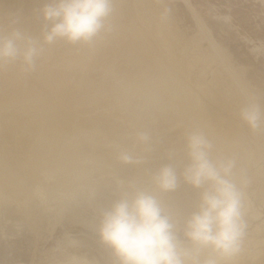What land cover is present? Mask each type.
Here are the masks:
<instances>
[{
	"label": "rangeland",
	"instance_id": "obj_1",
	"mask_svg": "<svg viewBox=\"0 0 264 264\" xmlns=\"http://www.w3.org/2000/svg\"><path fill=\"white\" fill-rule=\"evenodd\" d=\"M38 1H40V2H38ZM41 1L42 0H37V1L36 0H34V1L33 0H0V34L2 33L0 35V37H6V35L8 36L10 34V32H13L11 30L15 31V29H16V31H18V29H20L21 31L19 30V32L20 33L23 32V34L26 38L29 37V39H31L32 41L34 40L33 42H35V40L37 39L36 42H38V44L41 43L38 46V44L35 42L38 49H40V48L42 50L44 49V53H47V51H49V49H50V51L47 55H45L43 53V51L41 50L42 53L39 56L37 55L34 58V62H33V63H36V61H37V63H38V60H41L40 57L45 55V57H47V58L43 57L42 59H44V60L39 62V63H41L42 65H43V62H44V64H46V63L52 64L53 63L51 68H49L50 70L46 69L48 71H45V67L44 68L43 67L42 68H40V67L36 68L39 75L41 76V74H42V76H43V77L41 76L42 80L40 78L39 79H40V83L42 82L41 84L43 86L46 85L45 87L53 88L54 86L58 85L59 81H57V80H59L58 79L59 78V75H58L59 72H61V73H59L60 77H63V76H61V74L64 72L66 74V75L62 74V75H64V77H66V76L70 77V75H72V74L75 75V77H77V78H80V77L83 78V76L85 78L88 77L87 80L90 79L89 81L90 82L92 81L91 87L89 86L90 87L89 88L87 86L89 90L84 89V92H83V89H80L81 90L80 91V90H78L79 88H76V87L74 88L73 86L69 87V90L71 91V94H70L71 99L75 103L79 104V105H77V106H80L79 108L82 109L81 106L85 104L83 107V110H85V112H86L85 116L86 117L88 116L89 119H91V118L95 119L96 114L99 115L100 113L101 114L105 113L104 115H106V116L102 115V117H103L102 122H105V123H108L109 125H111L114 122L113 120H116L115 118H117L116 121H118V124H120V123L122 124V125L121 124L118 125L117 127H119V126L128 127L126 129L130 128L129 131L135 133L134 136H136V135L138 136L139 133L144 131V128L146 129L147 132H149V129L153 130L154 127L161 126V124L157 123L158 121H156L159 119V117L155 116V115H158V114H156V112H158L161 108V105H158V104H162L164 101H167L171 98L175 99V101H176V98L179 100L182 99V97H184V95L186 94L185 91L188 90L189 88H192L194 90H198L199 88L204 87V88H209V89L215 90V91L216 90L223 91L222 92L223 95H224V93L226 94V95H224V97H225V99L227 98L226 99L227 103L231 107L234 106L233 108L236 109L235 112H237V114H240V110L243 107H245L249 102H254L256 105H258V107L261 111L262 120H264V0H140L139 8L138 7L135 8V6H136L135 1L130 0L131 2H129V1L128 2L131 5L133 3V8H134V9H132V6L129 5V8L126 9L127 12L129 10H131L128 12L129 15L131 14L130 18L127 16H122L123 18L125 17L124 21L126 20V18H128L127 19L128 22H127V20L125 22H123V18H121L118 15H120L123 7L126 5L124 7V8H126L128 6L127 4H129V3L126 1L127 4L125 3V5H124L121 3V5H119V3H118L119 1L113 0L112 3L114 5H112V12H111V15L113 17L110 15L109 19L107 18L105 20L104 25L107 24L109 26V27H106V30H108V29L110 30V28L112 29V31L111 30L109 31V33L111 32V34H112V32L114 33L113 28H115L116 26H118L120 24V26L118 28L117 27L116 28L117 29L120 28V31L126 30V32H127V33L125 32V35L121 34V36L120 35L118 36L121 41L119 42L117 40L119 38H117L116 39L117 41H116L115 40L116 37L114 36L115 37L114 38L113 34L112 35L110 34V36H111L110 38L113 39V40H111L109 38V34L107 33L108 31H106L105 29L102 28V30H105L106 34H108V37H106L107 40H105L106 38L103 39L105 41V44L103 42H100V43L97 42V41H100L106 35L105 32L101 30L103 33L102 32L98 33L99 34L98 37L103 36L102 38L96 39L97 38V35H96V38L93 37L96 39L95 41H93L94 40L93 38L91 39L92 41L90 40L92 43H90L89 41L87 43H85L84 41H78L77 44H79V45H77V46L75 45L76 43H73L74 48L69 47V45L71 43L66 41L68 43H67V46L65 47V49H64V46L66 45V42L63 39H60V40H62V44H64V42H65V45H63V47H62V45H60L61 41H58V39H57V42H56V40L54 41L56 43H54V42H52L50 44L48 43V45H50V46H52V44L55 45V47L53 46L54 48L52 49V47L50 48L47 45V43L45 44L44 39L41 38L44 36V33H42V32L45 31V29H46L44 27L47 26L46 24H43L44 21L41 22V24H40V22L36 23L37 20H35L36 16L42 14L39 11L42 8L40 9L39 6L42 7L43 5H46V3H45L46 0L42 1V4L45 3L43 5L41 4ZM49 1L51 2V0H47V3ZM114 2L115 3L117 2V3L115 4ZM124 2H125V0H124ZM33 4H34L35 9L37 7L39 8L37 10L39 13L35 9L33 10V8H34L32 6ZM36 4L38 6H36ZM152 4H153V7H152ZM116 5H117V7L118 6H120V7L116 8ZM150 6L152 8H150ZM114 7L116 9H114ZM43 8H44V6H43ZM119 8H121V10H119ZM31 9H32V12H31ZM143 11H145L144 13H146L145 15H147V16L144 15ZM162 11H164V12H162ZM27 12H31V14L30 13H28V14H30L29 20H31V18L33 19L32 22L31 21L28 22L29 20H27V19L29 18V15L27 14ZM113 12H115V13L113 14ZM118 12H119V14H118ZM133 13H134V15H133ZM144 16H145V20H147L146 23L144 22L145 20L143 19ZM38 17H39V19L42 18V16L41 17L38 16ZM110 17H112L114 20L115 19L116 20L114 21ZM25 18H27V19H25ZM119 18L121 19L123 24L120 21H119V23L118 22L116 23V21ZM23 19H25L24 23L22 21ZM130 20H131V22H132V20L134 22L131 23ZM160 20L162 22L165 20L166 21L163 24ZM21 21L23 23L22 24L23 27L20 25ZM12 22H14V23H12ZM129 22L132 24V26L134 24H138V26L135 25L136 26L135 30H137V31L141 30L140 31L141 34L139 31L135 32L133 27L132 28L130 27L131 24ZM151 22L155 25V27L153 28L152 31H151L152 28L150 29L151 26L153 27V24ZM124 23H125V25H124ZM12 24H14V26ZM110 24L112 26H110ZM126 24H128V26ZM160 24H163V25L166 24V26L162 25L163 26L162 27ZM31 25L33 27L32 28L33 30L31 29ZM35 25H37L38 28H37V26L35 27ZM41 25L43 26L44 29L41 28L42 27ZM44 25H46V26H44ZM145 25H147V26H145ZM15 26H16V28H15ZM18 26H19V28H18ZM48 26L50 27L49 24H48ZM124 27H125V29H123ZM164 27L166 29H168L170 27L171 30L174 31L175 34L180 38L179 41H176V43L174 42L175 44L178 43L177 45L173 44L172 47L170 46L171 50H170L169 46H164L163 44L161 45L162 48H160L161 43H159V45H157L158 43H155L156 42L155 40H153L151 42V38L149 36V33H151L153 37L154 36L156 37V35L158 38L161 37L163 30H164L163 29ZM34 28H36V30L38 29L37 32L34 30ZM40 28L42 30H40ZM104 28H105V26H104ZM129 28L131 29L130 30L131 34L132 35L134 34L133 36L129 33ZM160 28H162V30ZM28 29L32 30V31L29 32ZM47 30H48V28L46 29V31ZM33 31H35V32H33ZM38 31H40V32L42 31L41 32L42 35L37 37L36 34L40 35V32H38ZM132 32H134V33H132ZM142 32H143V34H142ZM26 33H29V34H26ZM101 34H103V35H101ZM126 34H127L128 38L129 37H135V36L140 37L143 35V37H140V38L141 39L144 38V39L141 40L140 44H138V49L134 48V49H137V52L139 51L140 53L139 52L137 53L136 51H135V54L133 53L134 52L133 51L134 49L132 48L133 45H132V42L129 41V40H131V38H129V40H128L126 38L127 37ZM122 36L123 37L125 36L124 40L121 39ZM32 37H33V39H32ZM125 38L128 40V42L126 40V43H125ZM145 38H147V40H148L147 43H144L146 41ZM158 38H156V39H158ZM42 39H43V41H42ZM108 40H111L112 42L116 41L120 44L122 42H124L125 44L131 43V45H132L131 48L133 50L132 49L127 50V48L130 47L129 45H126L128 47L126 49H124L123 47H126V46H124L125 44L123 45L122 49H120L123 43L121 44V46H120V44H118L120 47L118 48V45H117L118 49L117 48L115 49L114 47H116V45L111 44V41L108 45L106 44V41L109 42ZM22 42H23V44L25 43L24 41H22ZM42 42H44V44L46 46H44V44ZM58 42H59V44H57ZM80 42L83 44H81ZM94 42L96 43V45L98 43L99 47L102 46V47H100L101 51L98 50V46L94 45ZM42 44H43L44 48H42L43 47ZM56 44L58 45L59 50L56 48L57 47ZM86 44H87V46H86ZM100 44H102V45H100ZM145 44L146 45L151 44V46L153 48L151 46L146 47ZM59 45L61 48L59 47ZM103 45H105V46H103ZM19 46H21V48L24 47V45L22 46V44H19ZM40 46H42V47H40ZM112 46H113V48H111ZM144 46H145V49H143ZM174 46H175V48H177V46H179L180 47V48L178 47L179 51L174 50L175 49ZM78 47H79V49H78ZM149 47H150V49H149ZM80 48H81V50L82 49L83 50L78 55L77 52L80 51ZM164 48H166L167 50L165 49V51H164ZM56 49H57V51H56ZM68 49L71 50L72 54L69 53L70 51ZM73 49H75V50L73 51ZM45 50H47V51L45 52ZM118 50L120 53H121V51L125 52V53L122 52L123 56L128 55L126 57L128 61H129L130 57H133V60L131 58L129 62H131V63L135 62L136 63V60H137L136 65L138 66V68H136L137 67L136 65L135 66L132 65L133 69H135V71L131 70L129 64L125 65L126 61L121 60V57H123V56H122V54H119ZM144 50H145V52H144ZM162 50L164 51L163 52L164 54L161 53ZM60 51L63 52L64 55ZM126 51L128 54L126 53ZM141 52H144V54ZM155 52H156V54H155ZM165 52H166V56H165ZM169 52H170V54L172 53L171 55H173V58H174V55L175 56L177 55V57H175L174 59H177L179 57L178 58L179 62L176 60L177 61L176 63H179L177 65H178V67H181V68H178L177 66H175L176 64H175V61H173L174 59L172 58L171 55H169L171 57L170 59L172 60V62H174L173 63L174 67L172 66L171 62L168 59L169 58V56H168ZM39 53H40V51H39ZM65 53H67V54H65ZM116 53H118V54H116ZM55 54L57 55V57ZM95 54H96V56H95ZM133 54H134V56H133ZM137 54H139V55H137ZM61 55H63V57ZM65 55L67 57L69 55V57L67 58ZM73 55H75V56H73ZM86 55H89L91 57H88ZM116 55L117 56L119 55V56L117 57ZM145 56H146V58L149 57L150 60L152 59V61H150L148 58L147 59L149 62L145 61L146 60ZM152 56L155 57V59L157 57V59L159 61L163 60L165 62V64L168 63L166 65L171 67V69L173 70L175 75H178L179 80H177L175 82V85H178V88H177L178 90L176 91V93L179 92V95H177L178 93L177 94L174 93L175 95H173L171 93L170 87L168 88L167 86H162V84L159 83L160 80H157L158 77L154 73V71H156V70H155V67L153 64L154 58ZM37 57H39V59H37ZM71 57L73 60L72 59L70 60ZM136 57H138V58H136ZM124 58L125 57H123L122 59H124ZM62 59H64V60H62ZM119 59H120V62H119ZM57 60L61 61V62L58 61L59 63H61L60 65H62V63H64L61 67L64 68V65H65V67H67V68H64V70L66 69L67 71L66 70L64 71L61 69V71H59L58 73H55L60 68L58 66L59 68L56 69L57 68L56 65L59 64V63L56 64ZM77 60L79 61V63ZM87 60H89V61H87ZM17 61H19V62H17ZM20 61L22 63V59L18 58L15 62L11 63V64L15 65L17 62V64L15 66L12 65L13 66L12 67L13 72H15V73H13V75L11 73L12 69L11 70H5L4 67L2 68V66H0V77H1L0 78V80H1L0 85L1 86L3 85L2 88H10L11 89L12 86L16 87L17 85L20 84L21 78L16 71V70H18L19 64L21 66H23V63L21 64ZM68 61H69V63L67 66ZM138 61H140V62L138 63ZM54 62H55V64H54ZM110 62H111V64H110ZM143 62H144V65H143ZM146 62H147V64H146ZM48 64H46L47 66L46 65H44V66L49 67ZM120 66H122V67H120ZM127 66H129V70H127L128 69ZM140 66H141V68L139 69ZM144 67L145 68L147 67V68L145 69ZM124 68L126 70H124ZM142 68H144V69H142ZM151 68H153V69H151ZM3 69L5 71H7V72H3V74L6 73L4 75H2V71H4ZM40 69L42 70V73H41V71L39 72ZM141 69H142V73H141ZM136 70H138L139 75L137 74ZM139 70H140V72H139ZM143 70H145V71H143ZM49 71H50V74L48 73ZM53 71L55 74L58 75V77H56L57 75H55L53 73ZM149 71H151V72H149ZM45 72L49 74L48 77H49V79L51 78L50 80L48 79V77H47L48 80L46 79L47 74ZM132 72H133V74H136L135 75L136 77L135 76L133 77V74H131ZM181 72H184V73L187 72V74L185 73L186 77L184 78V81H181V77H180ZM67 73L69 75H67ZM123 73L126 76H124ZM79 74L80 75L82 74V75L79 77ZM14 75L19 76V78H20L18 80L19 84H18V82H16L18 77L16 76L17 77L16 78ZM51 75H54V77ZM147 76H148V78L143 80V77H147ZM44 77H45L47 82L45 81ZM52 77L54 78L53 80H52ZM121 77H122V79H121ZM140 77H141V80H140ZM67 81H68V78H67ZM142 81L143 82L145 81V82L143 83ZM48 82H51V83H48ZM68 82H70V84H72V81H68ZM157 84H159V85H157ZM142 85H144V86L146 85V87H144ZM194 85H195V87H194ZM180 86H181V88H180ZM92 87H94V89ZM137 87L139 90H137ZM154 87L155 88L161 87V89L158 88V90H157ZM142 88L144 89L143 90L144 92L142 91ZM184 88H185V90H184ZM221 88H222V90H221ZM99 89L101 92L99 91ZM130 89H131V91H130ZM90 90H92V91H90ZM124 90L126 91V93ZM168 90H169V92H167ZM95 91H97V92H95ZM87 92H89V93H87ZM140 93L143 94L144 96L142 95V97H141ZM147 93H148V95H147ZM149 93H150V95H149ZM156 93L159 94V96L163 95L164 97L163 96H161L160 98L158 97L160 100L158 98L156 99V97L158 96V95L155 96ZM168 93H170V94H168ZM181 93H182V95H181ZM183 93H185V94H183ZM171 94H172V96H171ZM134 95H135V98H134ZM138 97H140V98H138ZM147 97H149V99ZM233 101L234 102L236 101V102L234 103ZM145 102L147 105L146 104L144 105ZM237 102H240V103H237ZM115 103H116V105H115ZM164 103L168 104L166 102H164ZM171 104H173V103H171ZM85 106H87L86 109L87 108L90 109V110L88 109V112L86 111V109H84ZM168 107H169V109L165 108L166 111L172 109L171 107H173V105L169 106V104H168ZM117 109L119 111H117ZM0 111H2V110L0 109ZM128 111H129V113H128ZM167 113H170V112H167ZM89 114H91L92 116H90ZM124 116H126V118ZM172 116H173V118L176 119L174 114ZM123 117H124V121L125 120H127V121L124 122ZM120 118H121V120H120ZM136 118L138 121H140V119L142 120V121H140L141 125L143 124L142 128H141V126H137L140 123L137 125L135 124V127H134V124L133 125L130 124L131 120H129V119H132V121H134V119L136 120ZM173 118L170 117L169 121L167 123H165V125L162 124L161 129L159 131L157 130V132L161 133V132H163L162 129L165 126H166L165 129H167V127L174 124L173 127L172 126L170 127L171 129L168 128L167 131L165 130L164 131L165 133H163V134L162 133L161 134L160 133L159 134L154 133L153 134V132H151L150 136H154V137H151V139H150V137H148L149 139L147 142H140L138 140L139 142L133 141L132 144L130 143L129 146H131V145L133 146V147H129L132 150L131 152H129L130 149L126 150L127 147H122L119 144H115V146H114V142L116 140H114V138H112L110 135L107 138L108 134L105 135L106 140L103 139L102 134H100V132L98 134V133H94V132L92 133L91 131H89V132H91V133H89L87 131L89 134H92L93 136L89 135L87 132L85 134L82 133L83 134L82 137L80 136L81 134L80 135L78 134L80 136V137H78V138H80L79 141L80 140L81 141L79 144L76 143V145H77L76 147L78 150H79V148H81L80 151L83 149L82 151L85 153V155H83L84 153L81 152L82 155L85 157V160H86L83 162V164L84 163L86 164V165L84 164V166H85V170L87 171L88 175L87 174L86 175L84 174V175H85V179L88 182L84 181V179H82L81 177H78V179H77V180H79V182L77 180H75L74 183L68 182V181H63L59 177L60 175H57L58 173L56 174L55 172L54 173L51 172L50 173L51 176H49L50 179L49 178L46 179L47 181L44 179L46 177L43 176V173L38 174L37 176H33V177L31 176L30 177L31 179L30 178L28 179L29 181H25V180H22L23 178L22 179L19 178V179H21V181H24V182H22V183L20 182V183L27 186V187H25L22 191H20L21 193L19 192L16 195H14L13 192H11V191H8V193H10L8 195V193L4 192L7 190L4 189V191H3L2 190L3 186L1 185V187H0L1 192L0 193L3 192V194L5 193L4 195H6V196L4 197L3 195H0L1 196V198H0V264H90L91 260L95 261V263H93V264H119L118 260L114 256L112 250L109 247H107V245H105L101 241V238L99 235V226H100V222L102 219V215L104 212L110 210L114 203H116L117 201H119L121 199L122 194L124 195L126 193L125 196H129L127 193L130 192L131 186L133 185V184L128 185L129 183L131 184L132 181L137 180L138 178L139 179L137 181H139L140 179H143L142 177H145V176H146L144 178L145 180L146 179L147 180L148 179L153 180V177L157 173V171L161 167L166 166V165L174 168V170L176 171L177 176H178V183H177V187L174 190L164 192V193H166V194H170V193L171 194H177L175 196L174 195L172 196V197H175V199H177L176 196L178 197V194H179V197L182 196V202H183L182 204H184V201H185L186 203L184 205L186 206V208L184 207L185 210L184 211L180 210V212L174 211L173 209L167 208V207H165V210L168 211L172 215V218L176 223V230H177V235L179 236V238L184 242V244L186 246H190L189 242L186 241L183 237V225H184V222L194 212H196L198 210V207H199V204L201 201V195H202L203 191L208 187V185L206 184V185L202 186L201 188H194L192 185H190L184 181L182 173H183L185 167H187L191 163L190 157L188 155V148L185 147V145H187L186 134L189 135V133L188 132L186 133L185 129L187 130V128L182 125L183 121L181 122L180 119H176L177 121L180 120V122H178V124H177V121L175 119L173 120ZM128 120H129V123H128ZM239 120L241 122V118H239ZM111 121H113V122H111ZM116 121H115V123H116ZM121 121L124 122V124ZM132 121H131V123H132ZM125 123H127L128 126H127V124L125 126ZM156 123L158 125H156ZM209 123L214 124L213 122H209ZM209 123L207 122L205 125H203V127L201 126L200 127L201 130H200V128H199V130L197 128L198 131L197 130L196 131L200 132V133L202 132V134L204 136H206L205 134L207 132H209V133H207V136L209 135L208 139H209L210 143L212 142V144H211L212 147L213 146L216 147L217 143H218V146H217L218 150L216 148H215L216 149L215 151L213 150L214 154H216V155L219 154L218 156H220V158H218V160H221V158L227 159L226 157H228V159H230L231 156H232L231 157L232 160L234 159L235 161L236 160L238 161V159L244 160L246 158L245 149H243V147L241 148V145L239 146L240 143H238V142H241L243 136L242 135L240 136L239 134H235L236 136H234L233 135L234 133H232V132L230 133V131H228L229 129L227 128L228 130H226V131L230 134H228L226 132L227 134L226 133L225 134L228 136L226 137V135H223L224 139L221 138V140H218L217 134L219 133L218 129H220V128L217 127L216 125H214V127H215L214 128L213 125L209 124ZM113 125H114V123H113ZM210 125L212 127H209ZM151 126H152V128H150ZM196 126H197V124H196ZM263 126H264V124L261 125V128L255 130V132H254V130H252L255 133V135H256V133L257 134L259 133L258 135L261 138L260 141H262V144H264L263 143L264 139H262V138H264V127ZM121 127H119V128H121ZM183 127L185 129H183ZM204 127H205V134L203 133L204 131L202 130ZM207 127H208V129H207ZM123 128H121V131H123L124 133L126 131H128L126 129H124V130H126V131H124ZM140 128L142 129V131ZM216 128H218L217 129L218 132H217ZM136 131L138 133H136ZM130 132H126L125 134L129 135ZM147 132L144 131L142 133L147 134ZM212 132H215L216 137H214V134H212ZM133 133H131V135ZM180 133H181V135H180ZM94 134H95V136H94ZM99 135H101V136H99ZM83 136H86L88 139L86 137L84 138ZM89 136H90V139H89ZM210 136H212V137H210ZM230 136H232V137H230ZM233 136L235 138H233ZM239 137H240V139H238ZM75 138H77V137H75ZM214 138H216L217 141ZM227 138L229 141H223V140H227ZM82 139H85V140L87 139V140L86 141L83 140V142H82ZM99 139L101 140V142L106 141L107 143L103 142L105 145L104 144L102 145V143H99L100 142ZM107 139L108 140L113 139L112 141H114V142H112L113 147L111 146V149L113 148L112 151L114 150L113 153L116 154L117 157L120 156L121 149L123 148V150H126L130 154L133 153V157H134V161H135L134 163H136V164L134 165L133 162H132V164L131 163H129V164L124 163L120 160V158H118V159L116 158L117 160L120 161V164H121L120 168H119V166H115L113 164H111V166H110V163H108L109 165L106 164L107 161L102 157H99L100 159L98 158L100 161L92 159V157L97 159L95 157V155L93 154L95 152L94 148L95 149L97 147H98V149H101L102 147L105 148L108 146L107 145V144H109L108 142H110V145H111V141H108ZM76 140H78V139H76ZM151 140H153L154 142ZM155 141H158V144H155L156 143ZM215 141H216V145L214 144ZM221 141L224 143L228 142L229 145L228 144L225 145ZM231 141H233V142L235 141V142L233 143ZM5 142H8V141H5ZM5 142L3 143V141H1L0 145L4 144V147L6 146L8 149H10V147H11V149L13 147L15 148V146H17V148L19 147L16 144L17 142L14 140H13V143L11 142L12 144L10 143V140L7 144H5ZM66 142L68 143V144L65 143V144H67L66 145L67 148L68 147L71 148L72 145L71 146L69 145L70 141L69 142L66 141ZM97 142H98V144H97L98 146L95 147ZM149 142H150V144H148ZM163 142H165L164 143L165 145H163L164 147L162 146V148H160V146L163 144ZM81 143H82V145H81L82 147H78V146H80ZM117 143H119V142H117ZM133 143H135V144H133ZM44 144H42V145H44ZM52 144H55V141L52 142ZM60 144L61 143H59V147H60ZM71 144H74V143L71 142ZM83 144L85 145V148H86L85 150H84ZM159 144H160V146H159ZM167 144H169V145H167ZM221 144H222V146L224 145V147H221ZM230 144L231 145L234 144L235 147H234V145L231 146ZM8 145H10V147H8ZM12 145H15V146L12 147ZM42 145L38 146V147H42V148H38V147L36 148L37 150L40 149L41 151L40 150L38 151L40 154L38 153L37 154L38 156L36 155L34 160L35 159L39 160L40 157L42 156L43 151L45 150V149L42 150L43 148H45V146H42ZM86 145H87V147H86ZM101 145H102V147H101ZM110 145L107 147L108 149H110ZM155 145L156 146L158 145V147H157L158 149L155 148ZM173 145H175V146H173ZM116 146H118V147L120 146V148H117ZM151 146H153V147H151ZM168 146H170V147H168ZM225 146H228L227 147L228 149ZM4 147H3V145H2V147L0 146V148L6 149ZM64 147H65V145H64ZM17 148H15V149H17ZM175 148H176V150H174ZM235 148H236V150H235ZM240 148L243 150H241ZM8 149H7V151H9ZM15 149H13L11 151L12 152L14 151L15 154L19 155V153L21 152V151L19 152V150L21 148L19 150L17 149L19 153H16L17 150L15 151ZM149 149H150V151H149ZM225 149H227V150H225ZM47 150H49L48 146H46L45 152H47ZM88 150L90 152L86 153V151H88ZM145 150H146V152H145L146 155H144ZM228 150L231 151L230 153H232L234 151V153H232L233 155H236L235 153H239L243 157L239 156V158L237 159L236 156L229 154ZM91 151H92V153H91ZM137 152H139V153H137ZM260 152H261L260 158L257 160H254V162H250L248 165V170L253 174L255 173V174L264 176V148L261 149ZM55 153L54 152L52 153L50 150L51 155L52 154L56 155ZM211 153H209V154L212 155L213 153L212 154ZM227 153L231 156L227 155ZM241 153H243V154H241ZM46 154L48 155L49 151ZM50 154H49V156H50ZM214 154L212 156H214ZM54 155H52V158ZM20 156H19V158H21ZM43 156H45V155H43ZM144 156H147V157H144ZM212 156H210V157H212ZM32 157H34V156H31V159H33ZM37 157H39V158L37 159ZM240 157L242 159H240ZM52 158H51V156L49 157V159H52ZM54 158H56V156H54ZM102 159H103V162H105V161L106 162L102 163ZM136 161H138V162H136ZM98 162H100L101 164ZM0 163H1V161H0ZM91 164L97 168H95ZM104 164H106V166ZM134 166H135V170L137 169L136 171L137 172L139 171V175H138V173L136 174L135 173L136 171L134 170V174H133L134 176L133 177L137 176L138 178L137 177H136L137 179L133 178V180L130 181L132 179L131 173L133 172L132 169ZM48 168H50V165L48 166V164H47L46 170ZM141 169H142V171H141ZM85 170H84V173H86ZM128 170H129V172H128ZM140 171H141V173H140ZM145 171L147 172L148 175L145 174ZM115 173H117V175ZM18 176L22 177V175H18ZM86 176H87V178H86ZM140 176H141V178H140ZM34 177H35V179H34ZM126 177L127 178L129 177V178L127 179ZM143 180H140V181L143 182ZM149 180H148V182H151L153 185H155L153 183V181H149ZM233 180L237 183V186L239 187L240 181H236V179H234V178H233ZM83 181L87 184H84ZM125 182L127 183V185ZM148 182H146L147 184L145 183V181L143 183H145L144 185H147V187H149ZM253 182H254L253 184L255 185V187L259 189V184H260L259 179L258 180L256 179V181L253 180ZM18 183H17V185L19 187L17 188L16 185H13L14 186L13 188H16L19 191L21 184H18ZM81 183H83L84 185H82ZM152 184L150 185V187L152 186ZM36 186L41 188V194L40 195L32 193L33 187H36ZM127 186H128V189H127ZM256 188H254V186H253V189H255L256 192L253 191L252 187L250 188V186L248 184H246L242 188V192L244 194V210H243L244 216H243V219H244V222L246 224V228H245L244 235L242 238L241 251L236 256H234L231 259H229L228 261H226L225 264H233V263H237V264H264V197H263L264 191L262 194L259 195V191ZM23 191L27 193V195L24 197V199L22 196ZM189 193H191V194H189ZM261 195H263V196H261ZM262 197H263V199H262ZM172 199L173 198H171V201H172ZM195 204H197V205H195ZM195 208H197V209H195ZM89 254L91 257L89 256ZM81 256H83V257H81ZM92 256L94 259L92 258ZM105 256H107V257L105 258ZM90 258H92V259H90ZM202 258H203V255H202ZM95 259H97V260H95ZM108 260H110V261H108Z\"/></svg>",
	"mask_w": 264,
	"mask_h": 264
},
{
	"label": "bare ground",
	"instance_id": "obj_2",
	"mask_svg": "<svg viewBox=\"0 0 264 264\" xmlns=\"http://www.w3.org/2000/svg\"><path fill=\"white\" fill-rule=\"evenodd\" d=\"M34 1V0H33ZM37 1V0H36ZM42 1H45V0H42ZM42 1H41V4H42ZM113 1V0H112ZM115 1V0H114ZM117 1H119L118 3H119V5H121V3L122 4H124L125 5V3H126V1L128 2H131L130 0H125V2H124V0H117ZM135 1V4H136V6H135V8L136 7H138L139 8V6H140V0H134ZM38 2H40V1H38ZM50 2V1H49ZM48 2V3H49ZM128 2V3H129ZM37 3V2H36ZM46 4H47V0H46V2H45ZM45 3H43V4H45ZM115 3V2H114ZM117 3V2H116ZM115 3V4H116ZM153 3V2H152ZM42 4V5H43ZM127 4V3H126ZM112 5H114L113 3H112ZM118 5V4H117ZM117 5H116V8H118V7H120V6H118L117 7ZM128 6L126 7V8H124L123 7V9L121 10V8H119V10H121V13H120V15H118L119 14V12H118V16H120L121 18H123L122 16H127V17H129L130 18V15H129V11H131V10H129L128 12L126 11V9L127 8H129V5H131L130 3L129 4H127ZM33 7H34V4L32 5ZM36 6H38L37 4H36ZM43 6H45V5H43ZM43 6L42 7H40L39 6V8L41 9H43ZM123 6V5H122ZM132 9H134L133 8V3H132ZM155 6V5H154ZM152 7H153V4H152ZM151 6H150V8H152ZM38 7L35 9V7L33 8V10L35 9L36 11L39 9ZM115 7H114V9H116ZM28 9V8H27ZM42 9L41 10H39L41 13H42ZM113 9V10H114ZM146 9V8H145ZM118 10V11H119ZM137 10V9H136ZM135 10V11H136ZM151 10V9H150ZM153 10V9H152ZM30 11V10H29ZM133 11V10H132ZM149 11V10H148ZM156 11V10H155ZM31 12H32V9H31ZM31 12H27V14L28 13H30L31 14ZM35 12V11H34ZM38 12V11H37ZM116 12V11H115ZM115 12H113V14L115 13ZM145 11H143V13H144ZM157 12V11H156ZM162 12H164V11H162ZM26 13V12H25ZM39 13V12H38ZM142 13V14H143ZM26 14V15H27ZM30 14H28L29 15V18L27 19V18H25V19H27V20H29L30 19ZM35 14V13H34ZM115 14V15H116ZM137 14V13H136ZM146 13H144V15H145ZM27 15V16H28ZM111 15V14H110ZM133 15H134V13H133ZM165 15V14H164ZM38 16H42V18H43V15L42 14H40V15H38ZM38 16H36L35 17V20H37L36 21V23L37 22H40V24H41V22H43L44 21V23L43 24H46L47 26H48V24L50 25V27H51V22H49V21H46L44 18L42 19H39V17ZM112 16V15H111ZM117 16V17H118ZM145 16H147V15H145ZM145 16H144V20H145ZM113 17V16H112ZM112 17H110V18H112ZM115 17V16H114ZM156 17V16H155ZM165 17V16H164ZM38 18V19H37ZM125 18V17H124ZM124 18H123V22H125L128 18H126V20L124 21ZM134 18V17H133ZM142 18V17H141ZM157 18V17H156ZM25 19H23L22 21H23V23L25 22ZM108 19H109V17H108ZM113 19V18H112ZM120 19V18H119ZM117 20L116 21V23L118 22L119 23V21L122 23V21H121V19L120 20ZM142 19V20H143ZM32 18H31V20H29L28 22H32ZM111 20V19H110ZM114 20V19H113ZM116 20V19H115ZM114 20V21H115ZM135 20V19H134ZM137 20V19H136ZM163 20V19H162ZM18 21V20H17ZM22 21L20 22L21 24V26H22ZM146 21L147 20H145L144 22L146 23ZM152 21V20H151ZM161 21V20H160ZM166 21V20H165ZM165 21H161L163 24H164V22ZM107 22V21H106ZM127 22H128V20H127ZM126 22V23H127ZM130 22H131V20H130ZM129 22V23H130ZM132 22H134L133 20H132ZM131 22V23H132ZM136 22V21H135ZM143 22V21H142ZM157 22V21H156ZM12 23H14V22H12ZM19 23V22H18ZM17 23V24H18ZM105 23V22H104ZM114 23V22H113ZM130 23V24H131ZM152 23V22H151ZM16 24V23H15ZM27 24V23H26ZM39 24V23H38ZM123 24V23H122ZM129 24V25H130ZM134 24V23H133ZM153 24V23H152ZM163 24H160L161 26L163 25ZM13 26H14V24H12ZM25 25V24H24ZM46 25H44V26H46ZM114 25V24H113ZM124 25H125V23H124ZM127 26H128V24H126ZM135 25H137L138 26V24H134L133 26H132V24L130 25V27L132 28L133 27V29L135 30ZM144 25V24H143ZM158 25V24H157ZM12 26V27H13ZM34 26V25H33ZM37 25H35V27H36ZM42 26V25H41ZM40 26V27H41ZM44 27V28H50L49 26L48 27ZM105 26V28L103 27V29H105L106 30V27H109L107 24L106 25H104ZM110 26H112L111 24H110ZM120 26V24L118 25V26H116L117 28ZM145 26H147V25H145ZM163 26H166V24L165 25H163ZM162 26V27H163ZM11 27V28H12ZM23 27V26H22ZM26 27V26H25ZM113 28V31H114V33L112 32V34H113V37L115 38V40L117 39V38H119L118 36L120 35L121 36V34L122 35H125V32H126V30H122V31H120V28L119 29H117V28ZM123 27V26H122ZM155 27V25L153 24V27L151 26L150 27V29H151V31L153 30V28ZM157 27V26H156ZM15 28H16V26H15ZM18 28H19V26H18ZM21 28V27H20ZM33 27H32V25H31V29H32ZM37 28H38V26H37ZM41 28H43V26L41 27ZM40 28V30H42ZM43 28V29H44ZM127 28V27H126ZM138 28V27H137ZM136 28V29H137ZM148 28V27H147ZM168 28V27H167ZM170 28V27H169ZM166 29L165 27L163 28L164 30H163V33H162V36L161 37H157V35H156V37L154 38L153 36H152V34L151 33H149V36H150V38H151V42L153 41V40H155L156 42L155 43H158L157 45H159V43H161L160 44V48H162L161 47V45L163 44L164 46H173V44H175L176 43V41H179L180 40V38L175 34V32L174 31H172L171 30V28L170 29ZM9 29V28H8ZM14 29V28H13ZM46 29H45V31H46ZM123 29H125V27L123 28ZM139 29V28H138ZM161 30H162V28H160ZM20 29H18V31H19ZM29 30V29H28ZM33 30V29H32ZM32 30H29V32L30 31H32ZM34 30L37 32V30H36V28H34ZM102 30V29H101ZM102 30V31H104L105 32V34H106V31H108L107 33L109 34V38L111 37L110 36V34H111V32L109 33V31L111 30L112 31V29L110 28V30L108 29V30ZM131 29L129 28V33L131 34V31H130ZM133 30V31H134ZM9 31V30H8ZM11 31H14V30H11ZM15 31H16V29H15ZM21 31V30H20ZM24 31V30H23ZM35 31H33V32H35ZM45 31H41L42 33H45ZM102 31H100V32H102ZM137 30H135V32H136ZM139 31V30H138ZM137 31V32H138ZM141 31V30H140ZM139 31V32H140ZM150 31V30H149ZM10 32V31H9ZM8 32V33H9ZM26 32V31H25ZM38 32H40V31H38ZM41 32H40V35H37L36 34V36L38 37V36H41L42 34H41ZM99 32V33H100ZM7 33V34H8ZM11 33V32H10ZM22 34H23V32H21ZM103 33V32H102ZM127 33V32H126ZM132 33H134V32H132ZM153 33V32H152ZM2 34V33H1ZM0 34V35H1ZM26 34H29V33H26ZM104 34V35H105ZM108 34H106L104 37L103 36H99L98 37V35L99 34H97V38H96V36H95V38L96 39H100V38H102L100 41H97V42H103L104 44H105V41L103 40V39H105L106 37H108ZM111 34V35H112ZM136 34V33H135ZM140 34H141V32H140ZM142 34H143V32H142ZM24 35V34H23ZM101 35H103V34H101ZM132 35V34H131ZM130 35V36H131ZM134 35V34H133ZM132 35V36H133ZM7 36V35H6ZM28 36V35H27ZM126 36H127V34H126ZM146 36V35H145ZM144 36V37H145ZM31 37V36H30ZM125 37V36H124ZM124 37L122 36V40H124ZM140 37H143V35L142 36H140ZM140 37H129V38H131V40H129V38H128V36L126 37L130 42H132V45H133V47H132V45H131V43L130 44H125L126 43V38H125V43L124 42H122L121 44H122V46H121V44L120 43H118V42H116L117 40L120 42L121 40H120V38L119 39H117L115 42L117 43H115V42H112L111 40H113L112 38H110L111 40H108L109 42H107L106 41V44L108 45L109 43H110V41H111V44H113V45H116V47H114L115 49L117 48V45L118 44H120V46H121V48L120 49H122V47H123V45L124 46H126V45H129L130 47H128V46H126V47H123L124 49H126L127 47V50L128 49H134V48H137L138 49V44H140L141 43V40H143V39H141ZM29 38V37H28ZM41 38H43V37H41ZM40 38V39H41ZM95 38H93L94 40L93 41H95L96 39ZM156 38H158V39H156ZM32 39H33V37H32ZM146 39V41L144 42V43H147V38H145ZM64 40V39H63ZM103 40V41H102ZM105 40H107V38L105 39ZM128 40H127V42H128ZM34 41V40H33ZM37 41V39L35 40V42ZM39 41V40H38ZM42 41H43V39H42ZM58 41H61V43H60V45H62V47H63V45H65V42H66V40H64L65 42H64V44H62V40H60V39H58ZM92 41V40H91ZM91 41H89L90 43H92ZM40 42V41H39ZM56 42H57V40H56ZM56 42H54V43H56ZM143 42V41H142ZM150 42V41H149ZM175 42V43H174ZM37 44H38V42H36ZM43 44H44V42H42ZM67 43L68 42H66V45L64 46V49H65V47L67 46ZM70 43V42H69ZM76 44V46L77 45H79V44H77L78 42H75ZM81 43V42H80ZM85 43H87V42H85ZM19 44H22V46L24 45L23 44V42L21 41V42H19ZM39 44H41V43H39ZM39 44H38V46H39ZM43 44H42V46H43ZM46 44V43H45ZM44 44V46H46ZM57 44H59V42L57 43ZM56 44V48L58 49V45ZM81 44H83V43H81ZM110 44V45H111ZM178 44V43H177ZM177 44H175V45H177ZM47 45H48V43H47ZM60 45H59V47H60ZM72 45V46H71ZM94 45L95 46H98V50L99 51H101L100 50V47H102V46H100L99 47V44L97 43V45H96V43L94 42ZM93 45V46H94ZM100 45H102V44H100ZM156 45V46H157ZM42 46H40V47H42ZM44 46L42 47V48H44ZM50 48L52 47V49L55 47V45L54 44H52V46H50V45H48ZM47 46V47H48ZM54 46V47H53ZM74 45H73V43H71L70 45H69V47H73ZM81 46V45H80ZM84 46V45H83ZM86 46H87V44H86ZM94 46V47H95ZM103 46H105V45H103ZM119 45H118V48L120 47ZM137 46V47H136ZM143 46V45H142ZM145 46L147 47V46H151V44H149V45H146L145 44ZM145 46L143 47V49H145ZM21 47V46H20ZM46 47V48H47ZM68 47V48H69ZM91 47V46H90ZM93 47V48H94ZM132 47V48H131ZM152 47V46H151ZM171 47H170V50H171ZM179 46H177V48H175V46H174V50H178L179 51V48H178ZM23 48V47H22ZM61 48V47H60ZM74 48V47H73ZM97 48V47H96ZM107 48V47H106ZM111 48H113V46L111 47ZM117 48V49H118ZM141 48V47H140ZM153 48V47H152ZM57 49H56V51H57ZM71 49V48H70ZM76 49V48H75ZM75 49H73V51L75 50ZM78 49H79V47H78ZM119 49V50H120ZM132 49V50H133ZM137 49H134L133 51V53L135 54V51L137 52ZM142 49V48H141ZM149 49H150V47H149ZM165 49L166 48H164V51H165ZM41 48L39 49V51H40V53L38 54V56L42 53L41 52ZM59 50V49H58ZM69 50V49H68ZM83 50V49H82ZM81 50V48H80V51H78L77 52V54L79 55V53L82 51ZM93 50V49H92ZM109 50V49H108ZM107 50V51H108ZM119 50H118V52H119ZM129 50V51H130ZM140 50V49H139ZM154 50V49H153ZM167 50V49H166ZM43 51V53H44V49L42 50ZM47 50H45V52H46ZM49 51H50V49H49ZM49 51H47V53H44L45 55H47L48 53H49ZM62 51V50H61ZM60 51V52H61ZM70 51V52H69ZM68 52L69 53H71V50H69ZM87 51V50H86ZM97 51V50H96ZM105 51V50H104ZM103 51V52H104ZM113 51V50H112ZM163 50H162V54H164L163 52H164ZM177 51V52H178ZM102 52V53H103ZM122 52H124V51H121V53L119 52V54H122ZM132 52V51H131ZM139 52V51H138ZM137 52V53H138ZM144 52H145V50H144ZM144 52H141V53H143L144 54ZM154 52V51H153ZM167 52V51H166ZM166 52H165V56H166ZM176 52V53H177ZM63 55H64V53L63 52H61ZM60 53V54H61ZM84 53V52H83ZM94 53V52H93ZM99 53V52H98ZM97 53V54H98ZM125 53V52H124ZM126 53H127V51H126ZM140 53V52H139ZM150 53V52H149ZM175 53V54H176ZM43 54V55H44ZM59 54V55H60ZM65 54H67V53H65ZM72 54V53H71ZM86 54V53H85ZM112 54V53H111ZM116 54H118V53H116ZM128 54V53H127ZM130 54V53H129ZM134 54H133V56H134ZM155 54H156V52H155ZM172 54V53H171ZM170 54V52H169V54H168V56L169 55H171ZM174 54V53H173ZM45 55L44 56H42V57H40L41 58V60H38V63H37V61H36V63H33V65H32V67L31 68H28L26 65H24V63H23V61H22V63H23V66H21L20 64H19V66H18V70H16L17 71V73L19 74V76H20V78H19V76L18 75H14L16 78H17V81L16 82H18V80L20 79V84H19V82H18V84L19 85H17L16 87L14 86H12V88L10 89V88H2V86L0 85V109L2 110V111H0V143H1V141H3V143L5 142V141H8L9 142V140H10V143L12 142L13 143V140L14 141H16L17 143V145L19 146L18 148H17V146H15V145H12V147L13 146H15V148H17L18 150H19V152H18V150L17 149H15L14 147L11 149V147H10V145H8V147H10V149H8L6 146L4 147V144H2L3 145V147L4 148H6V149H2V148H0V161H1V163H0V187H1V185L3 186L2 188V190L4 191V189H6L7 191H4L5 193H8V191H11V192H13V194L14 195H16L17 193H19L20 191H22L25 187H27V186H25V185H23V184H21L22 182H24V181H21V179L22 180H25V181H29L28 179L32 176H37L38 174H42L43 173V176L44 177H46V178H44L45 180L46 179H48L49 178V176H51V172L52 173H58L57 175H60L59 177L63 180V181H68V182H73L74 183V181L75 180H77L78 179V177H81L82 179H84V181H87L86 179H85V175L87 174L88 175V173H87V171L85 170V166H84V164H83V162L84 161H86L85 160V157L83 156V155H85V153L81 150L80 151V149L81 148H79V150L77 149V145H76V143L77 144H79L80 143V141H79V139L80 138H78V137H82V133H86L87 131L89 132V131H91L92 133L94 132V133H98L99 134V132H100V134H102V137H103V139H105V135H107L108 134V136H107V138L109 137V135L112 137V138H114V140H116L117 142H119V143H117L116 141V143L114 142V141H112V140H108V141H111V145H110V142H108L109 144H107L108 146L110 145V149H111V146H112V142H114V146H115V144H119L120 146H122V147H127V149L126 150H129L130 148L129 147H133L132 145L131 146H129V144L131 143L132 144V142L134 141V142H139L138 141V136L136 135V136H134V134L135 133H133V132H130L129 130H130V128L129 129H126V128H128V127H121V126H119V127H121V128H123V130L124 129H126V130H128V131H126V130H124V131H126V132H130V134L128 135V134H125L123 131H121V128H119V127H117L118 125H120V124H118V121H116L117 120V118H115L116 120H113V121H111V122H113L114 123V125H113V123L111 124V125H109L108 123H105V122H102V115H104L103 113L100 115H95L94 117H95V119L93 118H91V119H89L88 118V116L86 117L85 116V114H86V112H85V110H83V107H84V105H82L81 107H82V109L81 108H79L80 106H77V105H79L78 103H75L72 99H71V96H70V94H71V91L69 90V87H76V88H79L78 90H80V89H83V92H84V89L86 90H89L88 89V87L90 86L91 87V82L89 81V80H87L88 79V77L87 78H85L84 76H83V78H81L80 76L82 75H80L79 74V77L80 78H77V77H75V75H73L72 73V75H70V77H67L68 78V81H72V84H70V82H68L67 81V78L66 77H64V75H62V74H65V72L64 73H62L61 74V76H63V77H60V74L59 73H61V72H59V71H61V69L62 70H64V68H67V67H65V65H64V68H62L61 66L64 64V63H62V65H60L61 63H59V62H61V61H59V60H57L56 62V64H58V65H56L57 66V68L56 69H58L59 67V69H58V71H56L55 73H58V75H59V80H57V81H59L58 82V85L57 86H54L53 88H48V87H45V86H43L41 83H40V79H41V76H42V74H41V76L39 75V73L37 72V70H36V68L37 67H40V68H44L45 67V71H48V70H50L49 68H51V66L53 65V63L51 64H48V63H46V64H48V66L49 67H46L47 65L46 64H44V62H43V65L41 64V63H39V62H41V61H43L44 59H42L43 57H45ZM56 55V54H55ZM54 55V56H55ZM63 55H61L62 57H63ZM91 55V54H90ZM99 55V54H98ZM114 55V54H113ZM137 55H139V54H137ZM154 55V54H153ZM189 55V54H188ZM66 56V55H65ZM71 56V55H70ZM73 56H75V55H73ZM72 56V57H73ZM81 56V55H80ZM84 56V55H83ZM86 56H88V57H91V56H89V55H86ZM95 56H96V54H95ZM100 56V55H99ZM109 56V55H108ZM112 56V55H111ZM115 56V55H114ZM117 56V55H116ZM119 56V55H118ZM117 56V57H118ZM122 56H123V54H122ZM128 56V55H127ZM126 55H124L123 57H125L124 59H122L123 57H121V60L122 61H126V64L125 65H127V64H129L130 65V68H131V70H133V71H135V69H133V66H135L136 65V63H137V60H136V63L135 62H129L130 61V59L132 58V60H133V57H130V59H129V61L127 60V57ZM136 56V55H135ZM148 56V55H147ZM151 56V55H150ZM163 56V55H162ZM172 56V58H173V55H171ZM56 57H57V55H56ZM67 57V56H66ZM68 57H69V55H68ZM67 57V58H68ZM72 57L70 58V60L72 59ZM87 57V58H88ZM93 57V56H92ZM107 57V56H106ZM153 57V56H152ZM175 57H177V55L175 56L174 55V58ZM45 58H47V57H45ZM77 58V57H76ZM83 58V57H82ZM120 58V57H119ZM129 58V57H128ZM136 58H138V57H136ZM144 58V57H143ZM148 59H149V57H147ZM146 58V56H145V61H148V59ZM154 59H153V64H154V67H155V70L156 71H154V73H155V75H157V77H158V79L157 80H160L159 81V83H161L162 84V86H167L168 88L170 87V90H171V93L173 94V95H175V94H177V95H179V92H177L176 93V91L178 90L177 88H178V85H175V82L177 81V80H179V77H178V75H175V73L173 72V70L171 69V67H169V66H167L166 64H168V63H166L165 64V62L163 61V60H158L157 59V57H156V59H155V57H153ZM167 58V57H166ZM171 57L169 56V61L171 62V64H172V66L174 67V62H172V60L170 59ZM173 58V59H174ZM179 58V57H178ZM178 58L177 59H174L173 61H175V66H177L178 67V65L177 64H179V63H176L177 61L179 62V60H178ZM192 58V57H191ZM190 58V59H191ZM20 59V58H19ZM37 59H39V57H37ZM61 59V58H60ZM65 59V58H64ZM64 59H62V60H64ZM78 59V58H77ZM101 59V58H100ZM135 59V58H134ZM203 59V58H202ZM36 60V59H35ZM51 60V59H50ZM68 60V59H67ZM73 60V59H72ZM85 60V59H84ZM90 60V59H89ZM89 60H87V61H89ZM109 60V59H108ZM118 60V59H117ZM139 60V59H138ZM150 60V59H149ZM177 60V61H176ZM199 60V59H198ZM201 60V59H200ZM59 61V62H58ZM78 61V60H77ZM76 61V62H77ZM115 61V60H114ZM144 61V62H145ZM150 61H152V59L150 60ZM17 62H19V61H17ZM17 62H16V64H17ZM34 62V61H33ZM83 62V61H82ZM119 62H120V59H119ZM140 61H138V63H139ZM144 62H143V65H144ZM149 62V61H148ZM193 62V61H192ZM12 62H7V61H5V62H0V66H2V68L4 67V69L5 70H11L12 72V75H13V73H15V72H13V66H15V65H13V64H11ZM20 63H21V61H20ZM21 63V64H22ZM68 63H69V61L67 62V66H68ZM71 63V62H70ZM78 63H79V61H78ZM90 63V62H89ZM99 63V62H98ZM102 63V62H101ZM107 63V62H106ZM135 63V64H134ZM200 63V62H199ZM203 63V62H202ZM39 64V65H38ZM41 64V65H40ZM54 64H55V62H54ZM72 64V63H71ZM95 64V63H94ZM100 64V63H99ZM110 64H111V62H110ZM146 64H147V62H146ZM150 64V63H149ZM13 65V66H12ZM44 65H46V66H44ZM70 65V64H69ZM73 65V64H72ZM71 65V66H72ZM102 65V64H101ZM133 65V66H132ZM139 65V64H138ZM184 65V64H183ZM189 65V64H188ZM16 66V67H17ZM59 66V67H58ZM105 66V65H104ZM113 66V65H112ZM111 66V67H112ZM137 66V65H136ZM153 66V65H152ZM92 67V66H91ZM110 67V66H109ZM120 67H122V66H120ZM128 67V69L127 70H129V66H127ZM150 67V66H149ZM153 67V68H154ZM1 68V69H2ZM69 68V67H68ZM114 68V67H113ZM136 68H138V66L136 67ZM141 68V66L139 67V69ZM145 68V67H144ZM144 68H142V69H144ZM147 68V67H146ZM145 68V69H146ZM153 68H151V69H153ZM178 68H181V67H178ZM3 69V70H4ZM46 69H48V70H46ZM142 69H141V73H142ZM2 71V75H4V74H6V73H4L3 74V72H7V71ZM66 70V69H65ZM64 70V71H65ZM124 70H126L125 68H124ZM150 70V69H149ZM176 70V69H175ZM190 70V69H189ZM41 71V73H42V70L40 69L39 70V72ZM52 71V70H51ZM67 71V70H66ZM69 71V70H68ZM137 71V74L139 75V73H138V70H136ZM143 71H145V70H143ZM153 71V70H152ZM180 71V70H179ZM73 72V71H72ZM93 72V71H92ZM131 72V71H130ZM129 72V73H130ZM139 72H140V70H139ZM147 72V71H146ZM145 72V73H146ZM149 72H151V71H149ZM203 72V71H202ZM10 73V72H9ZM38 73V74H37ZM44 73V72H43ZM46 73V72H45ZM49 74H50V71L48 72ZM48 73H46L45 75H46V79H47V77L49 76V74ZM53 73H54V71H53ZM52 73V74H53ZM54 73V74H55ZM80 73V72H79ZM127 73V72H126ZM186 74H187V72H185ZM184 72H181V74H180V77H181V81H184V78L186 77V74H185ZM124 74V73H123ZM122 74V75H123ZM131 74H133V72L131 73ZM147 74V73H146ZM1 75V76H2ZM11 75V76H12ZM55 75H57V74H55ZM58 75L56 76V77H58ZM66 75V74H65ZM67 75H69L68 73H67ZM88 75V74H87ZM103 75V74H102ZM119 75V74H118ZM136 74H133V77L135 76ZM145 75V74H144ZM6 76V75H5ZM9 76V75H8ZM10 76V77H11ZM51 76H53L54 77V75H51ZM124 76H126L125 74H124ZM128 76V75H127ZM141 76V75H140ZM191 76V75H190ZM4 77V76H3ZM43 77V76H42ZM52 77V80L54 79ZM55 77V78H56ZM123 77V76H122ZM122 77H121V79H122ZM129 77V76H128ZM132 77V78H133ZM136 77V76H135ZM142 77V76H141ZM141 77H140V80H141ZM152 77V76H151ZM155 77V76H154ZM178 77V78H177ZM1 78V77H0ZM14 78V77H13ZM40 78V79H39ZM66 78V79H65ZM100 78V77H99ZM106 78V77H105ZM113 78V77H112ZM146 78H148V76L147 77H143V80L144 79H146ZM44 79H45V77H44ZM46 79H45V81H46ZM48 79H49V77H48ZM47 79V80H48ZM51 79V78H50ZM49 79V80H50ZM57 79V78H56ZM155 79V78H154ZM42 80V79H41ZM125 80V79H124ZM127 80V79H126ZM22 81V82H21ZM44 81V80H43ZM129 81V80H128ZM138 81V80H137ZM0 82H1V80H0ZM9 82V81H8ZM47 82V81H46ZM45 82V83H46ZM56 82V81H55ZM54 82V83H55ZM143 82V81H142ZM145 82V81H144ZM143 82V83H144ZM154 82V81H153ZM156 82V81H155ZM186 82V81H185ZM48 83H51V82H48ZM60 83V84H59ZM118 83V82H117ZM124 83V82H123ZM128 83V82H127ZM132 83V82H131ZM152 83V82H151ZM187 83V82H186ZM47 84V83H46ZM57 84V83H56ZM142 84V83H141ZM155 84V83H154ZM160 84V85H161ZM180 84V83H179ZM192 84V83H191ZM195 84V83H194ZM49 85V84H48ZM52 85V84H51ZM120 85V84H119ZM129 85V84H128ZM153 85V84H152ZM157 85H159V84H157ZM181 85V84H180ZM197 85V84H196ZM200 85V84H199ZM198 85V86H199ZM214 85V84H213ZM53 86V85H52ZM88 86V87H87ZM142 86H144V85H142ZM156 86V85H155ZM182 86V85H181ZM181 86H180V88H181ZM184 86V85H183ZM189 86V85H188ZM202 86V85H201ZM225 86V85H224ZM89 87V88H90ZM131 87V86H130ZM144 87H146V85L144 86ZM143 87V88H144ZM190 87V86H189ZM194 87H195V85H194ZM200 87V86H199ZM216 87V86H215ZM93 89H94V87H92ZM142 88V91L144 90ZM155 88V87H154ZM159 88V87H158ZM158 88L156 87L155 89H157L158 90ZM96 89V88H95ZM136 89V88H135ZM154 89V90H155ZM159 89H161V87L159 88ZM165 89V88H164ZM183 89V88H182ZM121 90V89H120ZM127 90V89H126ZM137 90H139L138 89V87H137ZM167 90V89H166ZM184 90H185V88H184ZM221 90H222V88H221ZM81 91V90H80ZM90 91H92V90H90ZM98 91V90H97ZM97 91H95V92H97ZM99 91H100V89H99ZM125 91V90H124ZM130 91H131V89H130ZM141 91V90H140ZM141 91V92H142ZM86 92V91H85ZM101 92V91H100ZM137 92V91H136ZM144 92V91H143ZM147 92V91H146ZM167 92H169V90L167 91ZM186 92V94L185 93H183V94H185L184 95V97H182V99H177L176 98V101H175V99H173V98H171V99H169V100H167V101H164V102H166V103H168L169 104V106H171V105H173V107H171L172 109H170V110H168V111H166V109L168 108L169 109V107H168V104H165L164 102L162 103V104H158V105H161V108H160V110L158 111V112H156V114H158V115H155V116H157V117H159V119L158 120H156V121H158L157 123H160L161 124V126H162V124L163 125H165V123H167L168 121H169V118L170 117H172L173 118V114H174V116L176 117V119H180L181 120V122H182V125L183 126H185L186 128H187V130L183 127V129H185V131H186V133L188 132L189 134L191 133V132H197L198 130H199V128L202 126L203 127V125H205L207 122L209 123V122H213L214 124H212V123H209V124H212L213 125V127H214V125H216L217 127H219L220 129H218V128H216V130L218 129L219 130V133L217 134V139L218 140H221V138H223V135H226L228 132L226 131V130H228V131H230V133L232 132V133H234L233 135L234 136H236L235 134H239L240 136L242 135L243 137H242V140H241V142H238V143H240L239 144V146L241 145V148L243 147V149H245V152H246V158L244 159V160H239L238 158H239V156H241L239 153H235L236 155H233L232 153H234V151L232 152V153H230L231 151H229V154H232L233 156H236L237 157V159H238V161L236 160H234L235 161V168H234V170H233V172H234V179H236V181H240V178H241V176H243V177H245L246 178V180H247V184L250 186V188L252 187V189H253V186H254V188H256L255 187V185L253 184L254 182H253V180L254 181H256V179L258 180L259 179V181H260V184H259V189L258 188H256V189H258V191H259V195L260 194H262L263 193V191H264V176H262V175H258V174H253V173H251L249 170H248V165H249V163L250 162H254V160H257V159H259L260 158V151H261V149H263L264 148V144H262V141H260V137H259V133L257 134L256 133V135H255V130H254V132L252 131V129L251 128H249V126L246 124V123H244V121H242V119H241V122H240V120H239V118H240V116H239V114H237V112H235L236 111V109H234L233 107H231L228 103H227V101H226V99H225V97H224V95H226L225 93H224V95H223V91H220V90H211V89H209V88H204V87H201V88H199L198 90H194V89H192V88H189L188 90H186L185 91ZM229 92V91H228ZM87 93H89V92H87ZM125 93H126V91H125ZM153 93V92H152ZM155 93V92H154ZM160 93V92H159ZM175 93V94H174ZM102 94V93H101ZM141 94V93H140ZM168 94H170V93H168ZM172 94H171V96H172ZM136 95V94H135ZM135 95H134V98H135ZM142 95L143 94H141V97H142ZM147 95H148V93H147ZM149 95H150V93H149ZM156 95H158L157 97H156V99L159 97H161V96H163V95H161V96H159V94H155V96ZM181 95H182V93H181ZM180 95V96H181ZM139 96V95H138ZM144 96V95H143ZM146 96V95H145ZM168 96V95H167ZM166 96V97H167ZM229 96V95H228ZM164 97V96H163ZM165 97V98H166ZM177 97V96H176ZM129 98V97H128ZM133 98V97H132ZM138 98H140V97H138ZM145 98V97H144ZM143 98V99H144ZM148 99H149V97H147ZM158 98V99H159ZM124 99V98H123ZM127 99V98H126ZM146 99V98H145ZM144 99V100H145ZM164 99V98H163ZM168 99V98H167ZM230 99V98H229ZM237 99V98H236ZM239 99V98H238ZM134 100V99H133ZM140 100V99H139ZM151 100V99H150ZM160 100V99H159ZM235 100V99H234ZM234 102V101H233ZM232 102V103H233ZM236 102V101H235ZM234 102V103H235ZM137 103V102H136ZM160 103V102H159ZM171 103H173V104H171ZM237 103H240V102H237ZM146 104V102L144 103V105ZM157 104V103H156ZM155 104V105H156ZM115 105H116V103H115ZM147 105V104H146ZM153 105V104H152ZM112 106V105H111ZM150 106V105H149ZM243 106V105H242ZM86 107L87 106H85V108L84 109H86ZM139 107V106H138ZM160 107V106H159ZM116 108V107H115ZM119 108V107H118ZM121 108V107H120ZM128 108V107H127ZM134 108V107H133ZM166 108V109H165ZM88 109L89 108H87L86 109V111L88 112ZM111 109V108H110ZM152 109V108H151ZM150 109V110H151ZM90 110V109H89ZM115 110V109H114ZM240 110V109H239ZM117 111H119L118 109H117ZM238 111V110H237ZM100 112V111H99ZM121 112V111H120ZM167 112H170V113H167ZM128 113H129V111H128ZM127 113V114H128ZM152 113V112H151ZM88 114V113H87ZM171 114V115H170ZM90 116H92L91 114H89ZM104 116H106V115H104ZM148 116V115H147ZM153 116V115H152ZM125 118H126V116H124ZM124 117H123V121H124ZM137 117V116H136ZM142 117V116H141ZM154 117V116H153ZM109 118V117H108ZM147 118V117H146ZM156 118V117H155ZM154 118V119H155ZM119 119V118H118ZM157 119V118H156ZM175 118H173V120H174ZM175 119V120H176ZM110 120V119H109ZM120 120H121V118H120ZM119 120V121H120ZM129 120H131L132 121V119H129ZM129 120H128V123H129ZM180 120H176L177 121V124H178V122H180ZM104 121V120H103ZM106 121V120H105ZM115 121H116V123H115ZM125 121H127V120H125ZM124 121V122H125ZM131 121H130V124H134V127H135V124L137 125V124H139V125H137V126H141V128H142V125H141V122L140 121H142L141 119H140V121H138L137 120V118H136V120L134 119V121H132V123H131ZM155 121V120H154ZM155 121V122H156ZM110 122V121H109ZM122 122V121H121ZM124 122H122L123 124H124ZM134 122V123H133ZM156 123V125H158ZM176 123V122H175ZM126 124L127 123H125V126H126ZM146 124V123H145ZM172 124V123H171ZM180 124V123H179ZM196 124H197V126H196ZM122 125V124H121ZM176 125V124H175ZM127 126H128V124H127ZM150 126V125H149ZM153 126V125H152ZM152 126L150 127V128H152ZM161 126H157V127H154L153 128V130L152 129H149V132H147L146 131V129L144 128V131L145 132H147V136L148 137H150V139H151V137H154V136H150V133L151 132H153V134L154 133H160V132H157V130L159 131L160 129H161ZM169 126V125H168ZM173 127L174 126V124H172V125H170L169 127H167V129L169 128V129H171L170 127ZM178 126V125H177ZM146 127V126H145ZM164 127V126H163ZM162 127V128H163ZM181 127V126H180ZM209 127H212L211 125L209 126ZM264 127V126H263ZM140 128V129H141ZM166 128V126L162 129V131L163 132H161L162 134L163 133H165L164 131L166 130L167 131V129H165ZM175 128V127H174ZM197 128H198V130H197ZM215 128V127H214ZM213 128V129H214ZM226 128V129H225ZM228 128V129H227ZM207 129H208V127H207ZM210 129V128H209ZM212 129V130H213ZM189 130V131H188ZM197 130V131H196ZM200 130H201V128H200ZM204 132V134H205V127L202 129ZM215 130V131H216ZM218 130H217V132H218ZM135 131V130H134ZM141 131H142V129H141ZM140 131V132H141ZM144 131H142V132H144ZM87 132V133H88ZM91 132H89V133H91ZM141 132V133H142ZM227 132V133H226ZM257 132V131H256ZM88 133V134H89ZM131 133H133L132 135H131ZM136 133H138L137 131H136ZM160 133V134H161ZM202 133V132H201ZM207 133H209V132H207ZM207 133L205 134L206 136V138L208 139V137H209V135L207 136ZM226 133V134H225ZM230 133H228V134H230ZM80 136H79V135ZM87 134V135H88ZM212 134H214V137H216L215 136V132H212ZM78 135V136H77ZM89 135H92V134H89ZM132 137H131V136ZM156 135V134H155ZM180 135H181V133H180ZM93 136V135H92ZM94 136H95V134H94ZM99 136H101V135H99ZM130 138H129V137ZM163 136V135H162ZM188 135L186 134V137H187ZM228 135H226V137H227ZM233 136V138H235ZM75 137H77V138H75ZM84 138L86 137V136H83ZM210 137H212V136H210ZM230 137H232V136H230ZM229 137V138H230ZM259 137V138H258ZM87 138V137H86ZM163 138V137H162ZM76 139H78V140H76ZM88 139V138H87ZM86 139V140H87ZM89 139H90V136H89ZM154 139V138H153ZM165 139V138H164ZM213 139V138H212ZM215 140H216V138H214ZM224 139V138H223ZM232 139V138H231ZM238 139H240V137L238 138ZM262 139H264V138H262ZM55 141V144H52V142H54ZM75 142H74V141ZM83 140H85V139H82V142H83ZM85 140V141H86ZM106 140V139H105ZM161 140V139H160ZM209 140V139H208ZM211 140V139H210ZM233 140V139H232ZM235 140V139H234ZM66 141H70L69 142V145L71 146V148L70 147H68L67 148V142ZM79 141V142H78ZM84 141V142H85ZM99 143H102V145L106 142V141H102L101 142V140L99 139ZM151 141H153V140H151ZM169 141V140H168ZM175 141V140H174ZM186 141H187V139H186ZM212 141V140H211ZM217 141V140H216ZM216 141L214 142V144L216 145ZM223 141H229L228 140V138H227V140H223ZM264 141V140H263ZM8 142H5V144H7ZM71 142L72 143H74V144H71ZM104 142V143H103ZM154 142V141H153ZM156 143L155 144H158V141H155ZM220 142V141H219ZM222 142V141H221ZM231 142H233V141H231ZM235 142V141H234ZM233 142V143H234ZM9 143V144H10ZM11 143V144H12ZM45 143V144H44ZM59 143H61L60 144V147H59ZM65 143H67V144H65ZM86 143V142H85ZM107 143V142H106ZM160 143V142H159ZM165 142H163V144L160 146V144H159V146H160V148H162V146L163 145H165L164 144ZM167 143V142H166ZM223 144H228V142L227 143H224V142H222ZM264 143V142H263ZM15 144V143H14ZM42 144H44V145H42ZM65 145V147H64V145ZM98 144V142L96 143V145H95V147L96 146H98L97 145ZM128 144V145H127ZM133 144H135V143H133ZM140 144V143H139ZM138 144V145H139ZM146 144V143H145ZM148 144H150V142L148 143ZM172 144V143H171ZM186 144V143H185ZM211 144H212V142H211ZM213 144V145H214ZM2 145H0L1 147H2ZM45 146V148H43L42 150H46V146H48L49 147V150H47V152H45V150L43 151V154H42V156L40 157V159L39 160H34V158L36 157V155L39 153L38 151L40 150H37L36 148L38 147V146ZM68 145V146H69ZM82 145V143L80 144V146H78V147H82L81 146ZM84 145V144H83ZM102 145H101V147H102ZM105 145V144H104ZM147 145V144H146ZM167 145H169V144H167ZM183 145V144H182ZM229 145V144H228ZM231 145V144H230ZM234 144H232L231 146H233ZM58 146V147H57ZM107 146V147H108ZM120 146L118 147V146H116L117 148H120ZM137 146V145H136ZM143 146V145H142ZM154 146V145H153ZM153 146H151V147H153ZM171 146V145H170ZM170 146H168V147H170ZM173 146H175V145H173ZM179 146V145H178ZM217 146H218V143H217ZM217 146L216 147H212V149H211V151H210V153L212 152L213 153V150L215 151L216 149L218 150V148H217ZM238 146V145H237ZM56 147V148H55ZM84 147V150L86 149L85 148V145L83 146ZM86 147H87V145H86ZM107 147H102L101 149H98V147L95 149L94 148V150H95V152L93 153L94 155H95V157L97 158V159H95V158H93L92 156V159H94V160H97V161H100L99 159V157H102V158H104L106 161H107V163L106 164H108V163H110V166H111V164H113V165H115V166H119V168H120V161L119 160H117L119 157H117V155L116 154H114L113 153V151H112V149L110 150V149H108ZM113 147V146H112ZM158 147V145L156 146L155 145V148H157ZM164 147V146H163ZM183 147V146H182ZM185 147H187V145H185ZM221 147H224V145L222 146V144H221ZM220 147V148H221ZM226 148L228 147V146H225ZM230 147V146H229ZM234 147H235V145H234ZM38 148H42V147H38ZM137 148V147H136ZM159 148V149H160ZM167 148V147H166ZM165 148V149H166ZM216 148V149H215ZM231 148V147H230ZM240 148V149H241ZM7 149L9 150V151H7ZM13 149H15V151H16V153H19V155H17V154H15L14 153V151L12 152L11 150H13ZM106 149V150H105ZM125 149V148H124ZM135 149V148H134ZM145 149V148H144ZM152 149V148H151ZM158 149V148H157ZM170 149V148H169ZM168 149V150H169ZM186 149V148H185ZM223 149V148H222ZM228 149V148H227ZM227 149H225V150H227ZM239 149V148H238ZM243 149H241V150H243ZM50 150H51V152L53 153H55L56 155H54V154H52V155H54V156H56V158H54V156H53V158H52V155L50 154ZM126 150H123V148L121 149V152H125ZM161 150V149H160ZM159 150V151H160ZM163 150V149H162ZM174 150H176V148L174 149ZM235 150H236V148H235ZM41 151V150H40ZM48 151H49V154H50V156H51V158L52 159H49V154L47 155L46 153H48ZM132 150L130 149L129 150V152H131ZM149 151H150V149H149ZM165 151V150H164ZM239 151V150H238ZM84 153L83 155H82V153ZM87 152H90L89 150L88 151H86V153ZM120 152V151H119ZM120 152V153H121ZM127 152V151H126ZM145 152H146V150L144 151V155H146L145 154ZM91 153H92V151H91ZM137 153H139V152H137ZM184 153V152H183ZM211 153V154H212ZM40 154V153H39ZM90 154V153H89ZM132 155H133V153H131ZM214 154V153H213ZM212 154V155H213ZM228 153H227V155H229ZM241 154H243V153H241ZM21 155V156H20ZM43 155H45V156H43ZM48 157H47V156ZM186 155V154H185ZM210 155V154H209ZM212 155H210V156H212ZM219 154H214V156H212V157H210V159H212L214 162L215 161H218V158H220V156H218ZM221 155V154H220ZM224 155V154H223ZM226 155V154H225ZM226 155V156H227ZM245 155V154H244ZM19 156L21 157V158H19ZM31 156H34V157H32L33 159H31ZM38 156V155H37ZM88 156V155H87ZM222 156V155H221ZM229 156H231V155H229ZM84 157V158H83ZM144 157H147V156H144ZM232 157V156H231ZM230 157V159H232ZM241 157H243V156H241ZM240 157V159H242ZM39 157H37V159H38ZM99 158V159H98ZM117 158V159H116ZM227 159H228V157H226ZM263 158V157H262ZM54 159V160H53ZM84 159V160H83ZM91 159V158H90ZM223 159H225V158H223ZM222 158H221V160H223ZM236 159V158H235ZM89 161V160H88ZM105 161V162H106ZM94 162V161H93ZM105 162H103V159H102V163H105ZM135 162V161H134ZM133 162V163H134ZM237 162V163H236ZM98 163H100V162H98ZM47 164H48V166L50 165V168H48L47 170H46V166H47ZM101 164V163H100ZM106 164H104L105 166H106ZM129 164V163H128ZM132 164V163H131ZM136 163H134V165H135ZM86 165V164H85ZM92 165V164H91ZM109 165V164H108ZM141 165V164H140ZM139 165V166H140ZM92 166H94V165H92ZM100 166V165H99ZM102 166V165H101ZM142 166V165H141ZM95 167V166H94ZM129 167V166H128ZM52 168V169H51ZM95 168H97V167H95ZM51 169V170H50ZM128 169V168H127ZM149 169V168H148ZM84 170L86 171V173H84ZM131 170V169H130ZM134 170H135V166L133 167V169H132V179L130 180V181H132L133 180V178H135V179H137L136 177H133L134 175ZM137 170V169H136ZM135 170V171H136ZM141 171H142V169H141ZM141 171H140V173H141ZM147 171V170H146ZM145 171V174H147V172ZM150 171V170H149ZM128 172H129V170H128ZM131 172V171H130ZM144 172V171H143ZM136 174L138 173V175H139V171L137 172H135ZM85 174V175H84ZM116 175H117V173H115ZM129 174V173H128ZM135 174V175H136ZM144 174V173H143ZM142 174V175H143ZM18 175H22V177L20 176H18ZM148 175V174H147ZM42 176V175H41ZM42 176V177H43ZM146 177V176H145ZM145 177H142L143 179L145 178ZM19 178H21V179H19ZM86 178H87V176H86ZM122 178V177H121ZM125 178V177H124ZM123 178V179H124ZM127 178V177H126ZM129 178V177H128ZM127 178V179H128ZM140 178H141V176H140ZM31 179V178H30ZM34 179H35V177H34ZM50 179V178H49ZM80 179V178H79ZM139 179V178H138ZM137 179V180H138ZM143 179H140V180H143ZM137 180H134V181H132V183L130 184H128V185H132L131 186V190H130V192L129 193H127L129 196H127V198H129V199H131V197L137 192V191H143V192H147V193H150V194H153V195H155L160 201H161V204H162V206L165 208V207H167V208H171V209H173L174 211H179L180 212V210H185L184 209V207L186 208V206L184 205L186 202L184 201V204H182L183 202H182V196L181 197H179V194H178V197L176 196V198L178 199H175V197H172L173 195L175 196V195H177V194H171L170 192V194H166V193H164V192H161V191H159L157 188H156V186L155 185H153L151 182H148V180L146 181L145 179L143 180V182L145 181V183L146 182H148V186L149 187H147V185H144L145 183H143V182H141L140 180L139 181H137ZM47 181V180H46ZM78 182H79V180H77ZM76 181V182H77ZM83 181V183L84 184H87V183H85ZM136 181V182H135ZM149 181H153V180H149ZM180 181V180H179ZM19 182V183H18ZM21 182V183H20ZM61 182V181H60ZM88 182V181H87ZM127 182V181H126ZM125 182V183H126ZM143 184H141V183ZM235 182V181H234ZM17 183L18 184H21L20 185V189H19V191L16 189V188H13L14 186L13 185H16L17 186V188L19 187L18 185H17ZM83 183H81L82 185H84ZM152 184V186L150 187V185ZM26 184V183H25ZM147 184V183H146ZM27 185V184H26ZM126 185H127V183H126ZM253 185V186H252ZM189 187V186H188ZM125 188V187H124ZM1 189V188H0ZM127 189H128V186H127ZM253 191H255V189H253ZM0 192H1V190H0ZM256 192V191H255ZM4 193V194H5ZM21 193V192H20ZM23 194H22V196H23V199H24V197L27 195V193L26 192H22ZM32 193H35V194H37V195H40L41 194V188H39V187H33V191H32ZM124 193V192H123ZM3 194V192L2 193H0V195H3L4 197L6 196V195H4ZM10 193H8V195H9ZM12 194V193H11ZM12 194V195H13ZM126 194V193H125ZM125 194L123 195H121V199L122 198H125ZM189 194H191V193H189ZM7 195V196H8ZM263 195H264V193H263ZM263 195H261V196H263ZM2 196V197H3ZM120 197V196H119ZM264 197V196H263ZM263 197H262V199H263ZM0 198H1V196H0ZM11 198V197H10ZM171 198H173L172 199V201H171ZM189 198V197H188ZM191 200V199H190ZM193 200V199H192ZM197 202V201H196ZM195 202V203H196ZM199 203V202H198ZM195 205H197V204H195ZM195 209H197V208H195ZM173 211V212H174ZM76 212V211H75ZM74 214V213H73ZM173 214V213H172ZM84 243V242H83ZM101 244V243H100ZM92 245V244H91ZM104 246V245H103ZM86 247V246H85ZM93 247V246H92ZM95 247V246H94ZM106 247V246H105ZM108 247V246H107ZM106 247V248H107ZM90 248V247H89ZM87 249V248H86ZM94 249V248H93ZM102 249V248H101ZM104 249V248H103ZM88 250V249H87ZM100 250V249H99ZM105 250V249H104ZM93 252V251H92ZM89 253V252H88ZM105 253V252H104ZM207 253L205 252L204 254H202L203 256L204 255H206ZM109 255V254H108ZM89 256H90V254H89ZM95 256V255H94ZM81 257H83V256H81ZM91 257V256H90ZM107 256H105V258H106ZM92 258H93V256H92ZM92 258H90V259H92ZM103 258V257H102ZM89 259V260H90ZM94 259V258H93ZM95 260H97V259H95ZM105 260V259H104ZM108 261H110V260H108ZM92 262V263H91ZM115 262V261H114ZM93 263H95V261L94 260H91L90 261V264H93ZM233 264H237V263H233Z\"/></svg>",
	"mask_w": 264,
	"mask_h": 264
},
{
	"label": "clouds",
	"instance_id": "obj_3",
	"mask_svg": "<svg viewBox=\"0 0 264 264\" xmlns=\"http://www.w3.org/2000/svg\"><path fill=\"white\" fill-rule=\"evenodd\" d=\"M111 12L112 0H51L42 9L43 18L51 22L44 42H88L101 31ZM21 41L25 42L23 48ZM38 54L35 42L19 31L0 37V62L20 58L31 68ZM239 115L252 130L264 124L254 102L243 107ZM148 139L147 134H138L140 142ZM187 148L191 163L182 173L184 181L194 188L208 185L198 210L183 225V237L190 246L177 235L176 223L161 201L153 194L137 191L131 199L125 196L104 212L99 226L101 241L119 264H225L241 251L246 228L242 192L246 178L241 176L238 187L233 180L235 161L210 159L212 145L202 133L191 132ZM119 158L124 163L134 162L126 151ZM153 183L161 192L172 191L177 187V173L173 167L163 166Z\"/></svg>",
	"mask_w": 264,
	"mask_h": 264
}]
</instances>
